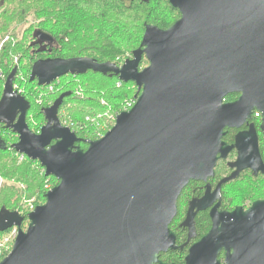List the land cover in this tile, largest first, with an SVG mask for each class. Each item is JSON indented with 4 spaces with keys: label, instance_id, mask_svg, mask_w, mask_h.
<instances>
[{
    "label": "water",
    "instance_id": "1",
    "mask_svg": "<svg viewBox=\"0 0 264 264\" xmlns=\"http://www.w3.org/2000/svg\"><path fill=\"white\" fill-rule=\"evenodd\" d=\"M169 3L180 19L167 30L145 25L140 47L121 66L92 58L33 65L30 81L39 87L89 72L136 85L133 108L121 112L98 140L81 139L62 124L59 112L72 92L43 111L46 124L34 133L27 122L31 105L14 88L16 70L8 77L0 123L18 137L12 149L38 162L59 184L28 215L26 230L18 212H0V232L18 229L0 264H166L159 256L180 249L170 226L190 182L207 183L233 149L238 150L236 171L216 194L246 170L264 174L255 126L240 133L233 146L223 140L226 129L242 128L254 111L262 114L264 135V0ZM34 37L36 43L54 42L40 30ZM144 58L149 64L140 69ZM233 94L241 96L226 102ZM209 192L210 186L200 204L190 206L188 222L195 210L211 206ZM236 212L229 216L236 222L216 223L190 249L186 264H220L216 255L224 245L242 250L243 262L229 264H264L256 253L264 249V201L243 216L240 208Z\"/></svg>",
    "mask_w": 264,
    "mask_h": 264
},
{
    "label": "trees",
    "instance_id": "2",
    "mask_svg": "<svg viewBox=\"0 0 264 264\" xmlns=\"http://www.w3.org/2000/svg\"><path fill=\"white\" fill-rule=\"evenodd\" d=\"M180 17L169 0H0V43L8 38L0 53V100L6 81L14 70L16 86L23 72L30 74L37 61L49 58H92L98 63L110 62L121 66L140 47L145 25L167 30ZM131 23H136L141 35L136 38L137 35L129 34L130 40H120L118 35L131 28ZM39 30L53 36L55 43L42 49L34 38V33ZM133 43L135 45L131 46ZM126 46L129 48H124ZM148 64L144 58L140 69ZM66 78L79 79V82L63 84ZM30 85L39 91L41 105L36 103L34 93L18 90L31 105L27 115L30 129L34 133L41 131L46 124L43 111L53 105L56 99L52 96L62 86L65 93L72 92V95L65 99L60 109V120L85 140L102 138L113 127L109 118L123 112L137 94L134 83L126 84L116 76L93 72L66 76L51 86L39 87L37 82L31 81ZM80 89L84 91L86 100L76 99V91L82 92ZM133 90L135 95L131 96ZM234 97L229 96L227 101ZM89 107L97 113L88 110ZM34 115L42 121L37 128L32 123ZM0 142V212L3 209L18 212L24 218L22 229L26 230L31 207L43 205L46 194L59 181L46 177L44 168L38 162L26 157L21 160V155L12 149L18 137L1 123ZM262 143L263 138L260 149L264 159ZM79 145L84 150L88 148L86 144ZM8 233L0 232V241ZM5 251L0 249V262L11 252L10 248Z\"/></svg>",
    "mask_w": 264,
    "mask_h": 264
},
{
    "label": "flooded vegetation",
    "instance_id": "3",
    "mask_svg": "<svg viewBox=\"0 0 264 264\" xmlns=\"http://www.w3.org/2000/svg\"><path fill=\"white\" fill-rule=\"evenodd\" d=\"M37 40L38 39L35 40V43L37 42ZM54 43H55V38H54V42L51 44H46V43H37V44L41 45L43 47L42 49H45L48 46H52ZM2 48L3 46L0 43V53L2 51ZM49 52H51V50ZM49 59H52V58H49ZM14 85H15V81H14ZM14 88L16 91H18V88H16V86H14ZM230 96H235V97L231 101H227L226 99V102L228 103L236 102L240 98L241 95L233 94ZM256 113H259V112L254 111L253 119L248 121V124H246L242 128L226 129L227 134L223 140L228 146L235 145L237 136L240 133L249 131V127L252 125L255 126L256 128V132L259 138V144L261 146V139L262 138L264 139V135L262 131L260 130L262 114L259 113L260 118H255ZM237 159H238V150L233 149L229 153L227 159H220L218 161L217 167L215 169V176L209 179L207 183L192 181L185 188V190L183 191L178 201V215L170 226L171 230L176 234V237H177L176 245L180 249L176 251H169L167 253H162L159 256V258L163 263L186 264V257L188 256L190 249L194 245L200 243L201 240L212 231L216 223H218L219 227H222L223 222L225 223V225L230 222H236L237 221L236 217L230 218L229 216L237 213L236 211L239 208L241 210L240 214L243 216L244 214L249 212L253 204L259 201H264V198H258L246 204H235L234 206H230L229 203H227L228 201H227V194H226L227 190L226 189L228 186L233 185L235 182L242 181L248 176H251L252 178H255V179H260V178L264 179V174L262 172H259V174L256 176L252 170H246L242 172L238 179L230 181L227 184L223 185L222 191L219 194H216L217 187L219 186L221 181H223L226 178H229L236 171L235 168H232V165L237 161ZM208 186H210V192H209V198L207 200V203L211 204V206L199 212L195 210L194 219L188 222L190 206L192 204H200L201 200H203V198L207 194ZM216 206H219V207L218 209L215 210ZM233 235L231 236V238L233 237ZM229 243L235 244V242H232V241H229ZM211 251L213 255L215 253V250L211 249ZM256 253L260 261L263 262L264 260L262 259L263 258L262 256L264 254V249L259 248L256 251ZM173 254H175V256L180 255V257L172 258V259H165L168 256H174ZM241 254H242V250L239 253H237L235 248L224 245L220 250L217 251L216 260L220 264H229L235 261L242 263L243 259L240 257Z\"/></svg>",
    "mask_w": 264,
    "mask_h": 264
},
{
    "label": "rangeland",
    "instance_id": "4",
    "mask_svg": "<svg viewBox=\"0 0 264 264\" xmlns=\"http://www.w3.org/2000/svg\"><path fill=\"white\" fill-rule=\"evenodd\" d=\"M132 26L134 27L133 30H132V28H133ZM129 34L130 35H137L136 38H138L141 35L139 27L136 26V23L135 24L131 23V28L126 29V31H124V33H121L118 36H119L120 40H124L127 42L128 40H130ZM143 36L141 38V42H142ZM134 45H135V43H133L131 46H134ZM128 46H129V44H128ZM124 48L128 49L129 47L126 46ZM30 76H31V73L29 74L27 72H23L22 77H20L19 81L17 82L16 88H18L19 91H22V92L27 93V94L34 93V97L37 98L36 103L41 105V103L38 100L39 91H37V89L35 90L34 85H30ZM61 79H59V80H61ZM58 81H56V82H58ZM69 81L70 82H72V81L79 82V79L66 78L62 81V83L65 84V83H68ZM64 91H65V89L61 86L60 88H58L57 93H55L52 96V98L57 99L60 95L65 93ZM76 92H77V94L75 95L76 99H79V100L85 99L86 100V96H85L84 91L80 92L79 90H77ZM133 94L135 95L134 90L132 91L131 96ZM97 100L99 101V99H97ZM88 110H90L91 112H95L90 107L88 108ZM95 113H97V112H95ZM104 114L105 113H103L101 115H104ZM113 118L114 117L111 116L109 118V120H110V122L112 121L113 126H114L115 121ZM32 123H33L34 127L37 128L42 124V121L36 115H34L32 117ZM0 144H1V142H0ZM23 157L24 156L21 155V160L24 159ZM1 182L3 184V180H1ZM226 190H227L226 194H227V201H228L227 203H229L230 206H234L235 204H246V203L251 202V201L258 199V198H264V179H262V178L255 179V178H252L251 176H248L244 180L235 182L233 185L228 186ZM6 238H9L8 234H6L0 242H3ZM9 248H10V245H6V247L3 248V251L6 252L5 250L6 249L9 250ZM179 257H180V255L168 256L165 259H172V258H179Z\"/></svg>",
    "mask_w": 264,
    "mask_h": 264
},
{
    "label": "built area",
    "instance_id": "5",
    "mask_svg": "<svg viewBox=\"0 0 264 264\" xmlns=\"http://www.w3.org/2000/svg\"><path fill=\"white\" fill-rule=\"evenodd\" d=\"M7 40H8V38L5 39V41H7ZM5 41L2 43V46H3V44L5 43ZM125 61H126V60H125ZM123 64H124V63H123ZM123 64H122V65H123ZM50 86H51V85H50ZM135 103H136V101H135V99H134L133 102H130V103L127 104V108H126L124 111H129L130 109H132L133 106L135 105ZM124 111H123V112H124ZM118 115H119V114H118ZM118 115H117V116H118ZM117 116H116V117H117ZM116 117L113 118L114 121H115ZM255 118H260L259 113H256V114H255ZM23 158H24V157H23ZM31 210L34 211L35 208L32 206V207H31ZM8 236H9V238H6L3 242H0V249L6 247V245H10V250H12V247H13V245H14V242H15L17 236H18V229H17V228H14V229L10 230L9 233H8Z\"/></svg>",
    "mask_w": 264,
    "mask_h": 264
}]
</instances>
